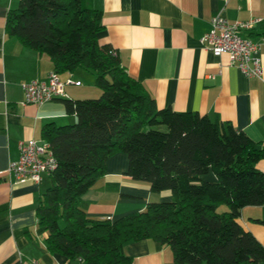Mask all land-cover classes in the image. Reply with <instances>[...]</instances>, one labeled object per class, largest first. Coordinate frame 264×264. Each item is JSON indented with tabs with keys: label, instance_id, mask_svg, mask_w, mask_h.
I'll return each mask as SVG.
<instances>
[{
	"label": "trees",
	"instance_id": "obj_1",
	"mask_svg": "<svg viewBox=\"0 0 264 264\" xmlns=\"http://www.w3.org/2000/svg\"><path fill=\"white\" fill-rule=\"evenodd\" d=\"M4 27L49 56L58 74L91 71L101 90L96 98H62L74 122L41 130L56 158L35 208L50 253L70 263L131 264L123 245L150 239L168 245L176 264H264V242L239 222L243 207L264 204L256 167L264 143L217 114L158 107L116 50L98 42L102 13L85 0H19ZM118 152L127 156V175L152 192L169 190L171 199L115 220L88 218L80 198Z\"/></svg>",
	"mask_w": 264,
	"mask_h": 264
},
{
	"label": "crops",
	"instance_id": "obj_2",
	"mask_svg": "<svg viewBox=\"0 0 264 264\" xmlns=\"http://www.w3.org/2000/svg\"><path fill=\"white\" fill-rule=\"evenodd\" d=\"M19 0H0V264H22L35 259L42 264L66 261L50 253L45 244L47 231L36 218L40 195L49 186V177L39 183H15L7 172L19 156L18 143L42 140V127L71 123L62 98H94L101 90L94 74L84 68L59 74L78 85L66 84L64 96L42 104L25 103L20 83L44 80L53 70L46 54L22 45L5 32V19ZM102 13L100 44L117 52L121 66L138 80L158 107L175 111L217 114L243 131L255 142L264 143V0H85ZM221 14L231 23L261 20L240 33L260 44L262 76L247 77L227 55L214 56L202 43L210 21ZM128 159L115 153L106 161L102 176L82 194L80 206L91 219L115 220L134 211H143L150 202L168 201L169 190L152 192L143 181L126 174ZM264 172V158L256 163ZM223 204L218 210H224ZM264 204L241 209L243 228L264 242ZM123 253L131 264H176L168 245L150 239L128 242Z\"/></svg>",
	"mask_w": 264,
	"mask_h": 264
},
{
	"label": "built area",
	"instance_id": "obj_3",
	"mask_svg": "<svg viewBox=\"0 0 264 264\" xmlns=\"http://www.w3.org/2000/svg\"><path fill=\"white\" fill-rule=\"evenodd\" d=\"M260 18L247 21L229 22L221 14H216L210 21L209 30L202 36L201 43L214 56L227 55L230 64H234L247 77L262 76L261 59L258 55L260 44L249 36L242 35V30L251 29ZM80 82L72 78L63 81L54 70L44 80L31 79L20 83L24 99L22 104H42L64 96L66 84L78 85ZM19 156L10 162L7 172L15 183L31 181L39 183L48 176L56 166V158L47 140L29 138L18 143ZM22 264H42L30 259ZM56 264H83L82 258L70 263L67 260Z\"/></svg>",
	"mask_w": 264,
	"mask_h": 264
},
{
	"label": "rangeland",
	"instance_id": "obj_4",
	"mask_svg": "<svg viewBox=\"0 0 264 264\" xmlns=\"http://www.w3.org/2000/svg\"><path fill=\"white\" fill-rule=\"evenodd\" d=\"M97 97H98V96H97ZM94 98H96V97H94ZM73 122H74V120H73ZM73 122H71V123H73ZM157 127H158V129H160V130H165V126H164V125H158ZM223 206H225V204H223Z\"/></svg>",
	"mask_w": 264,
	"mask_h": 264
}]
</instances>
